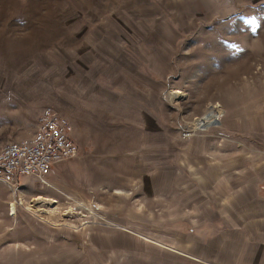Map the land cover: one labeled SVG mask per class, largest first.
Instances as JSON below:
<instances>
[{
	"label": "rangeland",
	"instance_id": "374dc122",
	"mask_svg": "<svg viewBox=\"0 0 264 264\" xmlns=\"http://www.w3.org/2000/svg\"><path fill=\"white\" fill-rule=\"evenodd\" d=\"M47 108L79 154L0 182V264H244L264 0H0V149Z\"/></svg>",
	"mask_w": 264,
	"mask_h": 264
},
{
	"label": "built area",
	"instance_id": "2783aa9c",
	"mask_svg": "<svg viewBox=\"0 0 264 264\" xmlns=\"http://www.w3.org/2000/svg\"><path fill=\"white\" fill-rule=\"evenodd\" d=\"M211 114L202 119L205 123L211 120L209 127L218 122ZM71 132L72 127L66 117L51 108L45 109L33 137L0 149V182L12 185L30 175L46 183V176L56 163L78 157L79 149Z\"/></svg>",
	"mask_w": 264,
	"mask_h": 264
},
{
	"label": "crops",
	"instance_id": "0c3cea01",
	"mask_svg": "<svg viewBox=\"0 0 264 264\" xmlns=\"http://www.w3.org/2000/svg\"><path fill=\"white\" fill-rule=\"evenodd\" d=\"M131 107L138 110L135 105H131ZM33 135L34 133L25 139H30ZM237 228L243 229L249 233V236L245 233V236H247V243L244 245L243 250L245 255L244 264H264V223H242L241 226Z\"/></svg>",
	"mask_w": 264,
	"mask_h": 264
},
{
	"label": "bare ground",
	"instance_id": "6f19581e",
	"mask_svg": "<svg viewBox=\"0 0 264 264\" xmlns=\"http://www.w3.org/2000/svg\"><path fill=\"white\" fill-rule=\"evenodd\" d=\"M211 116H212V114H211ZM217 120L220 118V115L219 116H217L216 115V117H215ZM193 128H194V130H198V129H206V128H209V125H208V123H205V121L204 120H202V121H197L196 123H195V125L193 126ZM15 207V204H13V206H12V208H14Z\"/></svg>",
	"mask_w": 264,
	"mask_h": 264
}]
</instances>
